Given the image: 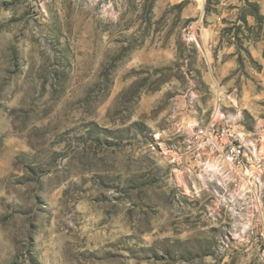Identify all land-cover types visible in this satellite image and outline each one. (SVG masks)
Returning <instances> with one entry per match:
<instances>
[{
    "label": "rangeland",
    "instance_id": "obj_1",
    "mask_svg": "<svg viewBox=\"0 0 264 264\" xmlns=\"http://www.w3.org/2000/svg\"><path fill=\"white\" fill-rule=\"evenodd\" d=\"M0 264H264V0H0Z\"/></svg>",
    "mask_w": 264,
    "mask_h": 264
},
{
    "label": "built area",
    "instance_id": "obj_2",
    "mask_svg": "<svg viewBox=\"0 0 264 264\" xmlns=\"http://www.w3.org/2000/svg\"><path fill=\"white\" fill-rule=\"evenodd\" d=\"M223 121L210 122L194 132L186 154L207 169L214 167L234 177L248 178L254 156L248 153L246 140Z\"/></svg>",
    "mask_w": 264,
    "mask_h": 264
}]
</instances>
